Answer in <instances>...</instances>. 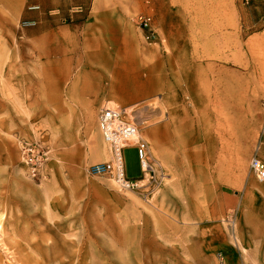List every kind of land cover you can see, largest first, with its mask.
<instances>
[{"label": "rangeland", "instance_id": "1", "mask_svg": "<svg viewBox=\"0 0 264 264\" xmlns=\"http://www.w3.org/2000/svg\"><path fill=\"white\" fill-rule=\"evenodd\" d=\"M35 3L0 0V264H264V181L251 168L264 164V0ZM140 13L154 16L152 41ZM206 37H223L228 59L211 101L197 81ZM190 101L198 124L215 109L237 120L240 142H220L215 125L196 144L177 131L169 118ZM105 105L132 111L148 144L151 169L135 147L123 152L135 190L89 173L112 158ZM26 144L47 151L36 177Z\"/></svg>", "mask_w": 264, "mask_h": 264}, {"label": "built area", "instance_id": "2", "mask_svg": "<svg viewBox=\"0 0 264 264\" xmlns=\"http://www.w3.org/2000/svg\"><path fill=\"white\" fill-rule=\"evenodd\" d=\"M39 7L33 6L30 9L36 10ZM135 23L145 33L148 40L155 36L154 16L147 13H140L134 17ZM98 128L109 145L112 158L110 161L94 165L89 173L92 175L109 176L113 178L121 190L132 191L138 187L137 179H129L126 176L123 152L129 146L138 151V157L143 170L144 162L148 156V144L142 139L136 118L128 108H119L105 105L98 115ZM35 146L22 145V153L25 155L26 164L29 166L31 175L36 177L39 169L47 158V151H37ZM32 152V155H29ZM251 168L260 181H264V164L256 157L251 160Z\"/></svg>", "mask_w": 264, "mask_h": 264}, {"label": "bare ground", "instance_id": "3", "mask_svg": "<svg viewBox=\"0 0 264 264\" xmlns=\"http://www.w3.org/2000/svg\"><path fill=\"white\" fill-rule=\"evenodd\" d=\"M207 37L205 38V42L204 41L202 42L203 45H202V47L200 46L201 49H199L197 51V55H198V59H199L198 61L200 62V64L198 65L199 76L197 77V81L199 82V84H201L203 86V91H200V92L206 98V99L202 98L201 100L211 101V96L216 98L217 92H218V87H217L218 80L216 78V75H219L220 73H224L227 70L224 65L217 64L216 62H220L222 64H225L228 61V59H227L225 52L223 50L226 47V40L223 39V37H221V38H217V37L207 38ZM239 45L240 44L238 43L237 47H239ZM240 47H241V45H240ZM213 51H216V52H213ZM88 56H89V54H88ZM120 59L122 60V62L126 63V66H130V67H134V68L137 66V61H136L137 59L134 58V56H132V55L125 56V57L120 56ZM124 59H125V61H124ZM116 86H117L116 82L112 81L107 86H104V87L100 86L99 88H97L98 89L97 91L101 92V91L109 90V88H115ZM133 92L134 91L132 89H130L127 94L130 96H134L135 93H133ZM8 93L6 92V94H8ZM94 93L95 92L93 91L92 94H94ZM139 93H140V91H139ZM17 98H18V96H17ZM190 105H191L190 109L184 108V111L182 113V115H183L182 118H180V116H181V114H180V115H178L179 117L173 116V119L169 118V121L172 122V120H173L174 125L176 124L175 126H176L177 131H181L182 128L187 129L188 132L192 135L191 137L193 139V142H192L193 144L198 143L202 138L203 139L208 138L211 134L212 129L214 128V125L216 126L215 127V131L217 133L216 139H218L220 142H223V143L229 142L228 138H227V135L229 133H232V137H233L232 141H236L237 143L240 142V140H241V126L237 120H235L234 118H231V119L227 118L228 119L227 120V119H225V117H222L221 112H219L217 109H215V112L218 115H217V118L215 120L214 119L211 120L213 125L211 123H208L207 120H205L203 122L202 119L200 121V124H198V122L200 120L199 117H197L196 121L190 118V114H196L197 115V113H198L197 101H190ZM170 122H169V124H170ZM154 142L156 144L155 145L156 146L155 151L157 150L156 151V160H157V163L159 164V167H162L164 160H161L162 159L161 153H159L160 144L157 141H154ZM171 151H173V150H171ZM167 153H169V151ZM143 167L146 170L151 169V167L147 161L144 162ZM0 236H2V235H0ZM141 239H142V237H141ZM3 248L5 249V247H3ZM11 254L12 253H10V255Z\"/></svg>", "mask_w": 264, "mask_h": 264}, {"label": "crops", "instance_id": "4", "mask_svg": "<svg viewBox=\"0 0 264 264\" xmlns=\"http://www.w3.org/2000/svg\"><path fill=\"white\" fill-rule=\"evenodd\" d=\"M14 1L17 2V0H14ZM68 1H73V0H68ZM36 2L37 3L32 4L31 6H35V5H39L40 4L42 7H44L45 10H58V9H61L63 12H65L67 10V5H68V4H66V0H64V1H61V0H36ZM50 24H52L51 26H56L57 28H59V25H58L59 24V20L58 21L57 20H51ZM102 108H101V110H102Z\"/></svg>", "mask_w": 264, "mask_h": 264}]
</instances>
